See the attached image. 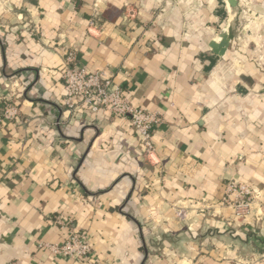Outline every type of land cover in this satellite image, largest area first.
Masks as SVG:
<instances>
[{
    "label": "crops",
    "instance_id": "1",
    "mask_svg": "<svg viewBox=\"0 0 264 264\" xmlns=\"http://www.w3.org/2000/svg\"><path fill=\"white\" fill-rule=\"evenodd\" d=\"M228 1L0 0V264H86L39 249L59 216L101 264H264V0ZM69 51L162 113L155 160L126 120L67 110ZM230 182L254 191L247 220Z\"/></svg>",
    "mask_w": 264,
    "mask_h": 264
},
{
    "label": "built area",
    "instance_id": "2",
    "mask_svg": "<svg viewBox=\"0 0 264 264\" xmlns=\"http://www.w3.org/2000/svg\"><path fill=\"white\" fill-rule=\"evenodd\" d=\"M75 60V52H67L62 71L63 104L67 110L71 113L89 114L109 111L114 117L126 120L137 133L145 158L155 160L157 149L153 136L155 129L163 123L162 113L133 105L126 99L123 90L115 83L112 76L105 72H92L85 67H79L75 64ZM18 116L19 110L12 103L4 107L1 115L6 121L15 120ZM253 199L254 191L249 186L230 182L221 202L233 210L236 220H247L253 213ZM178 217L185 218V213L179 212ZM55 224L67 233L64 242L40 244L38 247L41 251L58 258L82 259L86 264H101L94 256L90 236L78 230L73 218L59 216Z\"/></svg>",
    "mask_w": 264,
    "mask_h": 264
},
{
    "label": "water",
    "instance_id": "3",
    "mask_svg": "<svg viewBox=\"0 0 264 264\" xmlns=\"http://www.w3.org/2000/svg\"><path fill=\"white\" fill-rule=\"evenodd\" d=\"M228 4L231 8H235L237 6V0H229ZM230 13L231 17L229 19L227 27L221 32L219 38L215 42H212L210 44V48L213 54L218 57L225 56L235 38L234 29L231 24L234 18V13H232V11H230Z\"/></svg>",
    "mask_w": 264,
    "mask_h": 264
}]
</instances>
